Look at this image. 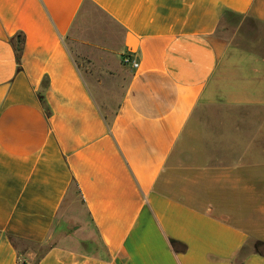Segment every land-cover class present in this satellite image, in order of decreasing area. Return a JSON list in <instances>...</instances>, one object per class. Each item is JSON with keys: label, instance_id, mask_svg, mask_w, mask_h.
I'll use <instances>...</instances> for the list:
<instances>
[{"label": "crops", "instance_id": "obj_1", "mask_svg": "<svg viewBox=\"0 0 264 264\" xmlns=\"http://www.w3.org/2000/svg\"><path fill=\"white\" fill-rule=\"evenodd\" d=\"M0 264H264V0H0Z\"/></svg>", "mask_w": 264, "mask_h": 264}, {"label": "rangeland", "instance_id": "obj_2", "mask_svg": "<svg viewBox=\"0 0 264 264\" xmlns=\"http://www.w3.org/2000/svg\"><path fill=\"white\" fill-rule=\"evenodd\" d=\"M224 19H226L225 21H229L230 18L229 17H225ZM227 22H223L222 23V27L225 26V24H227ZM221 29V28H220ZM73 57H74V61L76 62V64L78 66H80L81 62L79 60V58L77 57V55L75 53H72ZM123 61V59H122ZM124 79V77H123ZM117 80L114 81V83H116ZM119 84H121V81H118ZM117 96H115L116 98ZM98 102V105L100 107V112L102 113V115H104L106 118H110L111 114L113 113L111 110L113 108H115L116 106V102H111L110 104H104L102 102H100L98 99H96ZM102 100V99H101ZM106 103V102H105ZM108 105H111L110 108ZM202 120L200 123H198L197 127H196V131L194 132V134L197 135H211V134H216L217 130H218V126H217V116H218V111L214 108H209V109H204L202 111ZM83 216V214H82Z\"/></svg>", "mask_w": 264, "mask_h": 264}, {"label": "trees", "instance_id": "obj_3", "mask_svg": "<svg viewBox=\"0 0 264 264\" xmlns=\"http://www.w3.org/2000/svg\"><path fill=\"white\" fill-rule=\"evenodd\" d=\"M15 50H16V56L17 61L19 62L20 55L22 52V39L20 36H18L16 43L14 44ZM104 119L107 120V118L104 116Z\"/></svg>", "mask_w": 264, "mask_h": 264}, {"label": "built area", "instance_id": "obj_4", "mask_svg": "<svg viewBox=\"0 0 264 264\" xmlns=\"http://www.w3.org/2000/svg\"><path fill=\"white\" fill-rule=\"evenodd\" d=\"M134 66H135V64H134Z\"/></svg>", "mask_w": 264, "mask_h": 264}]
</instances>
